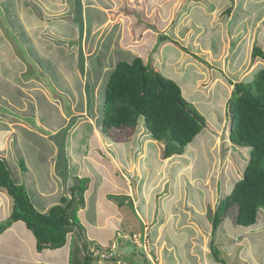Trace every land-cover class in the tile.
Returning <instances> with one entry per match:
<instances>
[{"label":"rangeland","instance_id":"obj_1","mask_svg":"<svg viewBox=\"0 0 264 264\" xmlns=\"http://www.w3.org/2000/svg\"><path fill=\"white\" fill-rule=\"evenodd\" d=\"M230 1L224 0L226 5H229ZM217 4V1L215 3L211 0H146V3L144 1L140 6L137 2L125 5L119 10L123 13L122 17L114 18V23L118 22L114 24L116 29L122 32V38L124 36L125 43L122 41L120 44L123 48L122 58L131 59L134 55L141 56L151 67L174 79L181 86L182 95L205 118L204 128L186 146V150L182 154L171 155V158L166 157L169 160H165L163 145L160 142L145 141L148 128L144 119H141L138 126L133 129L124 128L117 131L105 129L103 108L105 83L108 78L95 85L91 95L93 78L88 68L84 74L80 73L81 70L77 68L79 62L65 60L56 63L53 60L46 61L48 59L45 58L34 59L33 62L29 59L26 55L28 54L26 46L15 40L16 35L3 16V13H12L10 0H0V35L2 36H0V73L2 71V78L6 75L7 80L18 74L20 82H27L18 84V87L23 86L24 89L20 91L25 92L27 96H21L22 98L17 102L9 100L5 97L7 95L0 99L2 113L0 131L4 133L0 156L15 160L16 168L23 161V164L31 170L28 165L31 156L27 148H18V145L29 138L38 147L43 144L41 135L49 140L57 138L59 126L56 123H59L57 120L59 116L53 115V111L58 113L59 110L61 115L65 114L68 123L76 121L69 130V134H72V142L64 141V145H60L56 151L57 156L51 158V164L59 168L56 172L68 173L76 170L71 169L73 164L71 161V167L67 169L68 162L72 158L80 165L82 161L84 167L88 165L93 168L88 160H92L91 162L96 166L104 169L107 162L115 167L118 165L121 168L115 169L117 181H112V186L116 183L122 185L125 179L130 181L132 190L140 191L143 188L141 195H147L146 199L141 197L139 204H133V200L131 201L133 205L125 202V207L120 210H127L123 214H137V209L149 215L167 214L171 211L178 213L177 220L173 222L176 227L172 229L168 227L171 223L169 220L161 222L163 230L161 239L157 241L158 248L156 242L153 243L150 239L154 234L152 231L157 230L154 225L155 220L152 221L153 225L149 224L150 222L146 223L149 224L148 235L151 236L149 240L146 237V241L142 238V234L136 236L134 240L131 237L133 231L120 224L119 230L116 231H121V234L116 233L113 239L116 245L114 252L117 253L120 249H117V246L125 242V247L128 249L125 256L130 259L131 264H222L217 262L212 254L210 246L212 227L207 217L210 218L213 214L218 201L232 192L234 184L242 178L249 159L250 148L240 147L229 138L232 119L228 113L227 101L232 94L235 81H249L253 78L254 71L264 67V59L252 57L255 45L261 46L264 50V0H250L246 9L242 7L243 10L238 11L240 15L250 11L246 13L247 19L244 18L245 24H228L227 21L222 20L227 13L223 14L222 11L223 17L218 15ZM213 10L216 11V15ZM123 15L125 17L130 15L129 23ZM21 17L25 19L22 15ZM195 28L198 30H194ZM161 36H170L171 40H161ZM135 39L138 40L134 41ZM104 62L103 65L111 70L109 63ZM19 65L25 66L22 74L16 73ZM9 68L13 69L12 73L9 72ZM64 73H69L72 77L66 76L67 83L63 85L60 81H63ZM29 81L35 83L32 84L33 87L27 86V88ZM30 104L34 111L30 112ZM27 108L30 113L37 115L25 117L23 110ZM14 112L18 113L15 115L17 122L12 123L6 118ZM91 121L94 125L100 124L102 129L103 136L100 137L105 141L102 147L104 154L98 151L101 146L94 150L95 142L87 137L91 131L89 126L92 124ZM53 133L56 134L51 138L50 134ZM95 133L97 132L94 131ZM128 133L134 134V137L131 138ZM143 133H145L144 138ZM70 146L74 147V150H67ZM68 152L73 153L74 156L70 157ZM36 153L37 151L33 152L36 161L32 166L39 168L43 162H47L48 156ZM82 153L88 154L89 159L82 160ZM20 154H24L28 160L21 158ZM139 154H142L140 158H138ZM97 156L100 158L99 161H95ZM83 166L81 167L84 168ZM45 171L37 173V178L45 180ZM96 175L101 178V174L97 172L83 176L89 179L85 184L91 191L87 196L88 211L83 218L77 214L79 222L84 226L82 235L78 234V228H74L68 234L67 243L61 249L45 248L39 253L34 250V254L31 245L22 249L15 235L7 237L8 239L2 235L0 247L3 249L6 242L12 243L9 244L10 248L17 255L25 258L34 256V261L40 260L50 264H70L74 260V253L77 264L83 263L86 255L93 258L91 264L116 262L105 260L111 256L106 253L111 252L108 250L111 246L110 241H105L110 229H94L89 224L90 220L96 217L94 196L99 193V189L102 193L106 192V188L101 187L102 183L96 180ZM93 179L96 180L94 183H92ZM64 183L66 181L63 182L66 187L68 184ZM2 190L7 191L5 188ZM65 192L71 197L68 189ZM108 198L116 203L124 200L122 194H108ZM174 200L179 201L177 206H173L174 203L171 205V201ZM200 204L203 207L201 211ZM129 208L133 214L130 213ZM200 212L203 216L199 217ZM235 214V208L231 209L214 233L213 240L220 251V257L225 264H264V209H259L258 220L254 226L237 225ZM8 221L9 219H1L0 224ZM133 224L136 227L139 223L134 221ZM96 231L100 232V235L106 238L104 241L109 244L91 240L90 235H95ZM71 235L74 246L70 240ZM73 247L76 249L75 252L72 250ZM103 247L105 249L103 251L98 249ZM155 250L161 252L162 256L156 257Z\"/></svg>","mask_w":264,"mask_h":264},{"label":"crops","instance_id":"obj_2","mask_svg":"<svg viewBox=\"0 0 264 264\" xmlns=\"http://www.w3.org/2000/svg\"><path fill=\"white\" fill-rule=\"evenodd\" d=\"M144 1L146 3V0H10V3H11L12 15L18 19L19 22H17V24H20V26L22 27V28L20 27L22 32H25L26 34L25 37L23 35H20L18 40L21 45L26 46L28 53L26 54L28 55L27 57L32 61L34 59L42 60L45 58L48 59L46 61L53 60L56 63L57 62L62 63L65 60L69 62H79L80 65L77 66V68L81 70L80 73L84 74L86 69L88 68L89 69L88 72L91 73L90 76H92L93 78L91 79V84L93 85H91V90H90L92 95L93 87L98 83H100L101 81H103L105 78L106 79L109 78L111 72V70L107 68V66L103 65V61L109 63L108 66H110V68L113 69L116 62L124 59L122 58L121 55L123 52V48L121 47L122 45H120L124 39V36L122 38V34H121L122 32L116 29V25L114 24H118V22L114 23L115 22L114 18L122 17L121 15L123 13L119 12V10L121 8H124L125 5H131L137 2L140 6L144 4ZM211 1H214L215 3L216 1L218 2L217 4L218 15L223 17V14L227 13L222 20L227 21L228 24L229 23L245 24L244 21L247 19L248 17L247 14L250 11L248 12L245 11L241 15L238 11L241 10L242 7L243 8L248 7L250 0H242V2L239 0H233V1L231 0L229 5H226L225 2L227 1L224 2V0H221V3H219L220 0H211ZM126 11L129 13L127 7H126ZM126 11L124 10V13ZM222 11L224 12L223 14ZM212 12H214L216 15L215 10H213ZM3 14H4L3 16L6 17L7 14L5 13ZM21 15L25 17V19L22 18ZM234 15L236 18L234 17ZM49 17H51V19H48ZM129 17L130 15L129 16L126 15V17L124 16L123 18H125L129 23V20H131ZM23 19L26 20L25 23L23 22ZM194 30H198V28H195ZM136 40L138 39H135L134 41ZM123 43L125 42L123 41ZM75 50L77 51L74 53ZM87 62L88 64H86ZM21 63H23V61ZM24 69L25 66L23 67L19 65V70H16V73L21 72L22 74L23 73L22 71ZM9 70L12 73L13 69L9 68ZM17 75L14 74L11 80H7L6 75H4L5 78H2V71H1L0 99H2V97L7 95L5 97L9 98V100H13L17 102L19 99L22 98L21 96H27L25 92L20 91V89H24L23 86L18 87V84H22V83L24 84L27 82H20ZM66 76L72 77L71 75H69V73H64L62 75L63 81H60L63 85L64 83H67ZM34 83H35L34 81L32 82L29 81L26 87L27 86L33 87L32 84ZM29 108H30V112L34 111V108L33 106H31V104ZM17 109L19 110V107H17ZM42 110H44V108H42ZM23 111L25 113L24 115L25 117H30L35 115L33 113H30L28 108L24 109ZM16 114L18 113L14 112L12 113V115H8L7 118L6 117L5 118L7 120H10L12 123L13 122L15 123L17 122L16 121L17 118L15 117ZM54 114H57L59 116V118L57 119L59 120V123H56L59 126L58 129L59 136L57 138H53L52 140H49L44 135L40 136L38 133H36L41 137L43 146L42 145L39 146L37 143L38 147H36V145L33 144L29 138L26 139V141H23V144L21 143V145L20 144L18 145V148L19 147L27 148V152L29 153L31 158L28 160L25 157L24 152H23L24 154H20V156L21 158L23 159L26 158L28 160V165L30 166L31 170H29V168L26 165H25V169H22L20 164L19 165L17 164L19 167L16 168L17 166H14V163H16L14 162L15 160L12 161L8 159L7 156L4 157L8 163L9 168L11 169L12 177L15 183L17 185L26 186L27 193L29 194L30 199L34 203L35 207L39 211L46 213L51 206L60 203V198L64 194V191L67 190V188L73 184V182L76 180L77 177H83L84 175H92L93 173L97 172L101 174V178L96 175V180L102 183L101 187L104 186L106 188L105 189L106 192L102 193L99 189V193L98 194L96 193V196H94L95 199L93 204L95 207L96 217L94 220H90L91 223L89 224H91L94 229L97 228L110 229V232L107 235V239L104 238L102 235H100L101 233L98 231H96L95 235H90L92 237V239L91 238L90 239L95 240L97 242L99 241L105 245L110 243L111 246L108 248V250H111V252H106V253L111 254V256H109L105 260L110 259L112 261H116L112 264H131L129 262L130 259L127 256H125V253L128 251L127 247H125V242L124 243L122 242L123 243L122 245L117 246V249L120 248L119 250H117L118 251L117 253L114 252V250L116 249V245L113 239L116 233L121 234L120 233L121 231H116L119 230L120 224H122V226L124 224L125 228L129 227L128 230L133 231V233H131L132 234L131 237H133L134 240L136 239L135 238L136 236L142 234V238L145 239L146 241V237H148V240L149 237H151L148 235V233L150 232L149 224L153 225L154 223H152V221L155 220L156 224L154 225H156L157 230L152 231L154 234H152L153 237H151L150 239H152L153 243L156 242V247L158 248L157 241L161 239L162 237L161 233L163 230L162 228L163 225H161L162 224L161 222L169 220L171 223L169 225L167 224L168 227H171V229L173 227H176L175 225H173V222L177 220L178 213L171 211L168 212L167 214L155 215L153 213V215H149V213L137 209L136 210L137 214L134 215H129L125 213L123 214V212H127V210L120 211L122 210L123 207H125L126 205L124 204L125 202L131 203V201L133 200V204L134 203L139 204L141 197L146 199L147 195L146 196L141 195L143 188L140 189V191L138 190L134 191V189L132 190L133 186L131 185L132 187H130V181H127L125 179L123 180L122 185L116 183L115 186H112V181L115 182L117 181V176H115L114 171L116 168L119 169L121 168L120 166L118 167V165H116L115 167V165L113 164L110 165V163L107 162L104 169L101 166L99 167L96 166L93 162H91L92 160L90 161L88 160L87 162L91 166L93 165V168L89 167L88 165L84 167L82 165V161L80 165L79 162H75V160H73L72 158V160H69V162L71 161L74 165L72 164L71 167V162L70 163L68 162L67 169L69 170V166H70L71 169H76V170L74 171L71 170L68 173L56 172L57 169L59 168L58 166L56 168L54 167V165L51 164V160H52L51 158L57 156L56 151L58 150V147L60 145H64V141L65 143L72 142L71 140L72 134H69V130L74 126V124H76V121L72 123H68V120H65L67 119L65 117V114L61 115L59 113V110L58 113L57 111H53V115ZM0 115H2L1 111H0ZM1 122L2 121L0 120V125ZM33 122L35 124V121ZM90 123H92L89 124L91 131L90 133L87 134V137L89 138V140L91 139L90 141L95 142V144H93L94 150H97L98 146H101V148H98V151L104 154L103 153L104 149L102 147H103V142L105 141L101 138L103 134L100 131V128L97 125H94L93 121H91ZM55 127H53V129ZM94 131L97 133L94 134ZM56 133L50 134L51 138L52 135ZM3 134L4 133L1 130L0 147H2V145L4 144ZM43 136L46 138V140L44 139ZM128 136L132 138L134 137V134L130 135L128 133ZM138 136H140V134ZM144 137H145V133H143V138ZM127 138L129 139V137ZM145 141H148L149 143L160 142L153 139L149 131L146 133ZM160 143L163 145L162 142ZM32 144L33 147L31 146ZM107 146L111 147L110 145ZM67 150H74V147L70 146ZM34 151H37L36 154L38 155L43 153V155L48 156L47 162H43L39 166V168L32 166L36 161V157L33 154ZM91 152L94 153L95 151H91ZM142 154L141 155L139 154L140 156L138 158H140ZM68 155L70 157L74 156V154L70 152H68ZM87 159H89L88 154L82 153V160H87ZM99 159H100L99 156H97L95 161L96 160L99 161ZM165 160H169V159L166 158ZM75 163L79 164V166H76ZM81 166H83L84 168H82ZM42 171H45L44 172L46 175L45 180H40V178H37L38 175L37 173L40 174V172ZM61 175H63L64 178H62ZM67 179H69V181H67ZM96 180L93 179L92 183H94ZM65 181L66 183L64 184H68L66 185V187L63 185V182ZM2 189L3 188H0V220L1 219L5 220L10 218L14 206V199L7 191H5L7 193L6 194L5 192H3L4 190ZM90 191H91L90 188L86 189L85 192L86 204L83 208H80L78 211V214H80L82 218L85 212L88 211L87 207L89 209V201L87 196L90 193ZM108 194H112V195L122 194L123 196H128V198L124 199V201L122 202L119 201V203L118 202L116 203L115 201H112V199L108 198ZM178 202H179L178 200L171 201V205L174 203L173 206H177ZM127 207L128 206H126V208ZM130 209L131 208H129V210ZM202 209L203 207L200 204V211ZM130 213L133 214L131 210ZM200 216H203L202 212L199 213V217ZM207 218L209 220V216ZM134 221H138L139 223L138 226L135 227V225L133 224ZM147 222L150 223L147 225L146 224ZM2 235H5L6 238L15 235L16 240H18L19 243H21L22 249H24V247L26 249L29 245H31L33 249V254H34V250L35 252L39 253L35 245L36 238L33 232L30 229H28L26 223H24L21 220L14 221L12 224H10L7 227V229L4 232L0 233L1 239H2ZM104 239H106L105 241L108 242L110 241V242L109 243L105 242ZM70 240L73 241L72 235L70 237ZM9 244L11 245L12 243L6 242L5 248L2 249V247H0V264L40 263V260L34 261V256L25 258L22 257L21 255H17L16 252H14L10 248ZM104 247L106 248L108 246H104ZM104 247L99 250L101 251L105 250ZM155 252L156 250L154 251V254ZM160 253L156 252L155 256L156 257H158L159 255L162 256V253L161 254ZM115 255L118 257H116ZM106 256L107 255L105 254L104 257ZM114 256L115 258H113ZM105 263L106 262H104V264Z\"/></svg>","mask_w":264,"mask_h":264},{"label":"trees","instance_id":"obj_3","mask_svg":"<svg viewBox=\"0 0 264 264\" xmlns=\"http://www.w3.org/2000/svg\"><path fill=\"white\" fill-rule=\"evenodd\" d=\"M12 16L8 12L5 19L18 41L20 35L25 37L26 34L17 24L18 19ZM162 39L171 40L170 36H161ZM252 57L264 59L263 48L255 45ZM105 84V129L135 128L144 119L152 138L163 143L164 158L182 154L205 126L203 114L182 95L181 86L147 64L141 56L116 62ZM227 108L232 119L229 138L240 147L250 148V154L242 178L234 184L231 193L218 201L209 218L212 254L222 264L225 262L213 236L223 218L235 208L236 224L248 227L256 224L259 209H264V67L257 69L251 80L234 82ZM20 164L25 169L23 161ZM88 180L87 177H77L67 188L71 197L65 192L59 204L43 213L35 207L24 185L15 183L6 159L0 156V188H5L14 199L12 214L8 222L0 224V233L12 222L21 220L33 232L38 251L63 247L74 228H78V234H83L84 226L77 214L86 204L85 182ZM126 198L128 196H124ZM72 243L74 246V241ZM72 250L75 252L76 249L73 247ZM92 261L93 258L86 255L81 264H91ZM70 264H77L75 253Z\"/></svg>","mask_w":264,"mask_h":264},{"label":"clouds","instance_id":"obj_4","mask_svg":"<svg viewBox=\"0 0 264 264\" xmlns=\"http://www.w3.org/2000/svg\"><path fill=\"white\" fill-rule=\"evenodd\" d=\"M257 58V57H256ZM255 59V58H254ZM263 59V58H262ZM262 68V67H261ZM112 70V69H111ZM255 72V71H254ZM103 115H104V113H103ZM138 126V125H137ZM136 126V127H137ZM98 127L100 128V124L98 125ZM126 129V128H125ZM127 129H129V128H127ZM131 129H133V128H131ZM100 131L102 132V129H100ZM113 131V130H112ZM115 131H117V130H115ZM149 131V130H148Z\"/></svg>","mask_w":264,"mask_h":264}]
</instances>
